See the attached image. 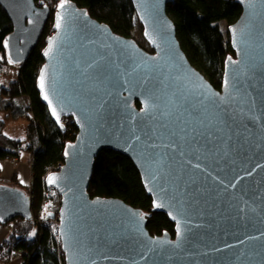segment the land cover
<instances>
[{
	"label": "water",
	"instance_id": "obj_1",
	"mask_svg": "<svg viewBox=\"0 0 264 264\" xmlns=\"http://www.w3.org/2000/svg\"><path fill=\"white\" fill-rule=\"evenodd\" d=\"M131 1L152 52L71 0H0L13 24L6 57L18 66L53 17L37 89L63 132L65 117L78 128L45 181L63 194L65 264H264V0H236L221 89L182 49L167 12L175 0ZM104 150L134 163L174 236L151 234V213L121 198L91 197ZM17 217L33 220L31 196L1 183L0 224Z\"/></svg>",
	"mask_w": 264,
	"mask_h": 264
},
{
	"label": "trees",
	"instance_id": "obj_2",
	"mask_svg": "<svg viewBox=\"0 0 264 264\" xmlns=\"http://www.w3.org/2000/svg\"><path fill=\"white\" fill-rule=\"evenodd\" d=\"M52 0H36L37 4L50 5ZM59 3L62 0H57ZM100 22L107 23L114 32L125 37H136L138 21L131 0H71ZM242 6L236 0H175L168 5L167 12L176 25L181 47L190 62L212 83L221 89L226 58L234 51L220 23L228 26L242 14ZM13 32V24L0 4V53L6 57L4 42ZM53 33V17L46 24L36 48L20 67L18 77L0 90V109L8 118L26 116L27 150L31 182L28 193L33 197L32 211L38 215L44 201L47 176L57 171L65 161V147L73 142L78 128L72 117H65L63 132L52 120L47 106L41 101L37 89V78L44 64L42 51L46 38ZM7 58V57H6ZM1 62V58H0ZM22 99L23 103H18ZM137 107L141 104L136 102ZM6 120L0 118V174L3 160L15 163L24 150L22 142L11 138L3 131ZM20 150V152H19ZM33 158V161H32ZM12 181H17L13 178ZM89 193L91 197L121 198L127 203L151 213L148 229L153 235L169 231L175 235L174 223L162 212L152 211V198L147 194L138 169L126 156L104 150L96 158ZM36 227L32 221L17 217L6 225L0 224V259L11 258L19 249L25 251V264H65L64 254L59 251L51 232L38 230L36 237L30 236ZM4 238V239H3Z\"/></svg>",
	"mask_w": 264,
	"mask_h": 264
},
{
	"label": "rangeland",
	"instance_id": "obj_3",
	"mask_svg": "<svg viewBox=\"0 0 264 264\" xmlns=\"http://www.w3.org/2000/svg\"><path fill=\"white\" fill-rule=\"evenodd\" d=\"M52 1L58 5L57 0H52ZM220 26H221L224 34L228 37L229 36V33H228L229 26L226 24L225 21H222L220 23ZM135 34L137 36L132 37V38H134L146 50L152 52V49L150 48L149 44L144 39L143 27L140 28L137 25V27L135 29ZM0 58H1V62H0V90H1V88L3 86H7L11 81L15 80L18 77L21 67L16 65V64L11 63L5 56H3L2 53H0ZM17 102L23 103L22 99H18ZM0 118L6 120V122H7L3 132L6 135L10 136L11 138H15L16 140L22 142V144L25 146L22 154L20 155L21 162H19L20 158L15 163L10 162V160H6V159L3 160V166L6 165V161H8L12 164H15V165L17 163H19V167H20L19 172L20 173L18 174L17 181H10V179H11L10 172L7 173L4 170L2 172V174H0V184L2 183V184H6V185H13L15 187L20 188L23 191L28 192L29 179L31 177V173H30V169H29L30 167L28 165L29 160L31 158V153H30V151L27 150V143H26V126L28 123V118L26 116H23V117H19L16 119H13V118L7 119V114L2 109H0ZM49 214H52V213H49ZM49 225H50L52 231H54V233H55L57 230V227L59 225V221L54 220L52 222V225L51 224H49ZM0 233H1V231H0ZM36 234H37V228L34 227L30 236L32 238H34V237H36ZM0 241L2 242L3 240L0 239ZM23 261H24L23 257H18L16 255H13L8 260L2 261L0 259V264H22Z\"/></svg>",
	"mask_w": 264,
	"mask_h": 264
},
{
	"label": "built area",
	"instance_id": "obj_4",
	"mask_svg": "<svg viewBox=\"0 0 264 264\" xmlns=\"http://www.w3.org/2000/svg\"><path fill=\"white\" fill-rule=\"evenodd\" d=\"M52 9H55L57 7V4L53 1H51L50 5H49ZM20 152V150H19ZM33 161V158H32ZM30 167L32 166V163L30 162ZM64 164L60 165L59 168L57 170H60V168L63 166ZM31 201H33V197H31ZM62 201H63V194L60 190L55 189V188H49L44 196V201L41 204V207L39 209V213L38 215H35L33 213V220L32 222L34 223V225L38 228V230H46L48 229L51 234L53 239L57 242L58 244V248L59 251H62V243H61V235H60V210L62 207ZM52 213L55 215L54 219H47L46 216L47 214ZM54 220L59 221V225L57 227L56 232L54 233V231H52L51 227L49 224L52 225V222ZM64 254V253H63ZM16 256L18 257H24L25 255V251L23 249H19L15 252ZM65 259V258H64ZM22 264H25V262L23 261Z\"/></svg>",
	"mask_w": 264,
	"mask_h": 264
},
{
	"label": "crops",
	"instance_id": "obj_5",
	"mask_svg": "<svg viewBox=\"0 0 264 264\" xmlns=\"http://www.w3.org/2000/svg\"><path fill=\"white\" fill-rule=\"evenodd\" d=\"M8 119H12V118H8ZM13 119H14V118H13ZM6 123H7V122H6ZM22 161H23V160H22ZM19 162H21V158H20ZM24 162H25V161H24ZM2 169H3V171L5 170L7 173L10 172V174H11V179H10V181H12L13 178L18 179V174L20 173V172H19V169H20V167H19V163H17V164L15 165V164H12V163L6 161V165L3 166V162H2ZM3 171H2V172H3ZM23 171H24V170H23ZM1 174H2V173H1ZM30 182H31V177H30V179H29V185H30ZM28 187H29V186H28Z\"/></svg>",
	"mask_w": 264,
	"mask_h": 264
},
{
	"label": "snow or ice",
	"instance_id": "obj_6",
	"mask_svg": "<svg viewBox=\"0 0 264 264\" xmlns=\"http://www.w3.org/2000/svg\"><path fill=\"white\" fill-rule=\"evenodd\" d=\"M65 2L66 0H62L61 4H60V7L63 8L65 6ZM60 23L58 22L56 27H60ZM41 87H43V81H41ZM45 99H47V96H45ZM54 114H55V110H53ZM50 182H54V178H50Z\"/></svg>",
	"mask_w": 264,
	"mask_h": 264
},
{
	"label": "bare ground",
	"instance_id": "obj_7",
	"mask_svg": "<svg viewBox=\"0 0 264 264\" xmlns=\"http://www.w3.org/2000/svg\"><path fill=\"white\" fill-rule=\"evenodd\" d=\"M31 196V195H30ZM32 197V196H31Z\"/></svg>",
	"mask_w": 264,
	"mask_h": 264
}]
</instances>
